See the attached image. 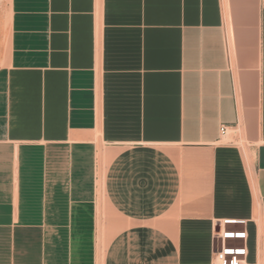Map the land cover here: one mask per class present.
I'll return each mask as SVG.
<instances>
[{
  "label": "crops",
  "instance_id": "crops-1",
  "mask_svg": "<svg viewBox=\"0 0 264 264\" xmlns=\"http://www.w3.org/2000/svg\"><path fill=\"white\" fill-rule=\"evenodd\" d=\"M227 219L264 264V0L0 1V264H210Z\"/></svg>",
  "mask_w": 264,
  "mask_h": 264
},
{
  "label": "built area",
  "instance_id": "built-area-1",
  "mask_svg": "<svg viewBox=\"0 0 264 264\" xmlns=\"http://www.w3.org/2000/svg\"><path fill=\"white\" fill-rule=\"evenodd\" d=\"M225 132V128L221 127L220 133L224 135ZM245 225V220L237 219L223 220L215 225L217 228L213 233L215 248L212 251L210 264H256L247 261L248 235L244 229Z\"/></svg>",
  "mask_w": 264,
  "mask_h": 264
},
{
  "label": "rangeland",
  "instance_id": "rangeland-1",
  "mask_svg": "<svg viewBox=\"0 0 264 264\" xmlns=\"http://www.w3.org/2000/svg\"><path fill=\"white\" fill-rule=\"evenodd\" d=\"M105 160V161H103ZM107 166V159H105L104 156H102L99 160V167H98V177H99V185L101 186V179L102 177L104 176V173H105V167ZM99 199L101 200L102 199V194L100 192V195H99Z\"/></svg>",
  "mask_w": 264,
  "mask_h": 264
},
{
  "label": "bare ground",
  "instance_id": "bare-ground-1",
  "mask_svg": "<svg viewBox=\"0 0 264 264\" xmlns=\"http://www.w3.org/2000/svg\"><path fill=\"white\" fill-rule=\"evenodd\" d=\"M100 160V159H99ZM103 161H105V160H103ZM99 182V181H98ZM99 184V183H98ZM103 186V185H102ZM100 188V187H99ZM99 190V189H98ZM103 191V190H102ZM103 194V193H102ZM103 196V195H102Z\"/></svg>",
  "mask_w": 264,
  "mask_h": 264
}]
</instances>
